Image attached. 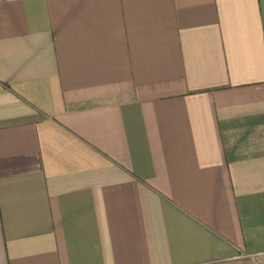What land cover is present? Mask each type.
Instances as JSON below:
<instances>
[{
	"label": "crops",
	"instance_id": "0c3cea01",
	"mask_svg": "<svg viewBox=\"0 0 264 264\" xmlns=\"http://www.w3.org/2000/svg\"><path fill=\"white\" fill-rule=\"evenodd\" d=\"M0 264H264V0H0Z\"/></svg>",
	"mask_w": 264,
	"mask_h": 264
},
{
	"label": "built area",
	"instance_id": "2783aa9c",
	"mask_svg": "<svg viewBox=\"0 0 264 264\" xmlns=\"http://www.w3.org/2000/svg\"><path fill=\"white\" fill-rule=\"evenodd\" d=\"M245 256H248V255H245Z\"/></svg>",
	"mask_w": 264,
	"mask_h": 264
}]
</instances>
